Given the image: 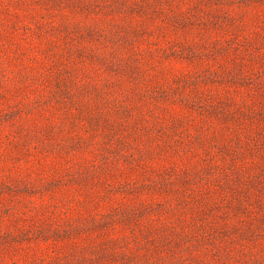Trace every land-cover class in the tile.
<instances>
[{
	"label": "rangeland",
	"instance_id": "rangeland-1",
	"mask_svg": "<svg viewBox=\"0 0 264 264\" xmlns=\"http://www.w3.org/2000/svg\"><path fill=\"white\" fill-rule=\"evenodd\" d=\"M0 264H264V0H0Z\"/></svg>",
	"mask_w": 264,
	"mask_h": 264
}]
</instances>
